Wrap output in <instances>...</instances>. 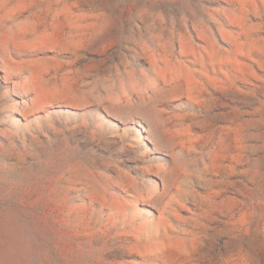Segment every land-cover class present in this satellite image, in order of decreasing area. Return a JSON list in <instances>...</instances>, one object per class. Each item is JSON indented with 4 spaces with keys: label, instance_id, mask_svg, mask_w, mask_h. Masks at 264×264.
Returning <instances> with one entry per match:
<instances>
[{
    "label": "rangeland",
    "instance_id": "1",
    "mask_svg": "<svg viewBox=\"0 0 264 264\" xmlns=\"http://www.w3.org/2000/svg\"><path fill=\"white\" fill-rule=\"evenodd\" d=\"M0 264H264V0H0Z\"/></svg>",
    "mask_w": 264,
    "mask_h": 264
}]
</instances>
